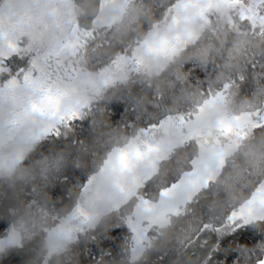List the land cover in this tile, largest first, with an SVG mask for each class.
<instances>
[{"label": "snow or ice", "instance_id": "obj_1", "mask_svg": "<svg viewBox=\"0 0 264 264\" xmlns=\"http://www.w3.org/2000/svg\"><path fill=\"white\" fill-rule=\"evenodd\" d=\"M156 6L158 19L153 20L151 7L145 10L137 0L84 5L76 0H0V105L10 101L15 106L6 121L8 138L23 133L20 149L10 156L0 154V173L14 171L38 144L69 137L75 122L86 117H92L95 130L98 125L111 129L97 102L111 99L120 89L140 83L163 98L161 82L166 80L172 89L188 80L182 70L186 62L216 65L210 53L225 61L218 66V83L210 82L204 90L182 89L171 107L134 135H125L120 127L110 131L103 139L108 150L66 212L49 213L33 199L29 207L36 206L45 221L38 225L17 220L10 208L11 226L0 234V256L25 248L39 227L49 237V247L38 258L50 264L52 254L66 252L69 244L96 242L108 229L102 218L111 215V227L126 224L131 239L115 254L102 249L93 264H105L106 259L141 264L156 234L164 235L174 218L190 214L199 219L194 233L216 237L213 243L204 241L205 251L195 264H218L219 253L231 264H264V85L255 90L252 102L237 109L229 106L237 95V80L246 78L243 68L233 78L234 59L259 52L260 61L252 58L251 64L259 66L264 79V0H157ZM140 18L147 22V31L139 30ZM103 34H110L113 44L118 41L120 50L89 64V45ZM213 39L217 47L205 45ZM16 56L29 57L28 66L11 67ZM81 78L89 87L78 86ZM257 137L258 144H253ZM73 143L89 150L85 141L77 138ZM51 167L58 169L59 159ZM42 179L47 182L46 175ZM32 193L38 195L35 187ZM221 193L226 194L222 204L208 203L207 197ZM201 201L210 209L203 219L193 211ZM245 229L260 231L259 243L222 247L225 238L235 239ZM185 240L192 243L188 236ZM185 240L180 241L181 250Z\"/></svg>", "mask_w": 264, "mask_h": 264}, {"label": "trees", "instance_id": "obj_2", "mask_svg": "<svg viewBox=\"0 0 264 264\" xmlns=\"http://www.w3.org/2000/svg\"><path fill=\"white\" fill-rule=\"evenodd\" d=\"M80 5L94 3V0H76ZM165 3H171L173 0H164ZM137 3H143L145 10L151 7L150 15L153 20L158 19L157 16V0H137ZM87 10V9H85ZM140 31H147V22L140 18L137 21ZM135 27V25H134ZM125 36L124 39H128ZM112 36L110 34H103V37L89 45L90 51L86 54V58L91 63H97L98 59L107 60V53L112 51H119L118 41L116 44L112 43ZM99 43L101 47L96 48L95 52L91 48ZM212 44L217 47L218 44L213 40H205V45ZM193 57L195 53L191 54ZM210 59H214L216 65L209 62L205 66L193 64L188 61L183 66V71L188 73V80L184 84L177 83L172 89L167 88V81L161 82V88L165 91L163 98L157 97L152 88H147L140 83L133 84L128 90L120 89L115 96L111 99L97 102V106L104 109V116L111 127H120L125 130V135L132 136L139 128L146 127L153 122L159 113L165 107L173 105V99L180 97L182 89H192L197 86L201 90L207 89L210 82L218 83V66L222 65L225 61L210 53ZM254 58L257 62L261 57L257 52L254 57L248 55H241L239 58L234 59L231 63L234 67L231 72L234 73V79H237L239 74L238 69L243 68L245 80H237L239 85L236 97L231 101L230 107L233 109L239 108L245 102L253 101V93L255 90L264 85V79H261V70L259 66L253 68L251 59ZM225 72V75H228ZM147 97L145 104L137 106L136 100L139 97ZM160 104V107H157ZM181 106L187 107L186 104ZM76 126L73 133L67 138H52L38 144L28 158L24 161L25 164L34 162L41 159L46 155H52L59 150L68 149L71 153L69 162L62 166L59 172L56 173L52 185L48 189L55 201L54 207L63 209L64 207L71 206L74 200L77 199L76 193L79 186L86 183L88 176L95 170L100 163V159L108 150L104 144L98 145L96 143V132L93 128L92 117H86L83 120L75 122ZM79 139L85 141L89 147L88 151H81L74 140ZM259 137L252 141L253 144H258ZM79 163V167L77 166ZM237 163H242L238 160ZM9 193L0 188V223L4 224L3 230L11 226L10 218L7 213L10 210ZM224 198L207 197L210 204L213 200L217 201L218 206L222 204ZM210 209L205 201L197 204L193 211L196 217L203 219L205 212ZM199 223V219L193 218L192 215H185L181 218H174L173 224L165 231L164 235L156 234L155 244L150 249L145 257L142 259L141 264H195L200 257H202L205 248L202 246L204 241L213 243L216 239L215 235H205L203 233L196 234L192 231ZM151 235V233H150ZM191 238L192 243H188L185 237ZM260 231H251L245 229L235 239L225 238L222 247H228L234 243L243 241L249 247L254 243H259ZM131 232L126 224H121L118 227L108 228L101 236L98 237L96 242L91 240L87 241L84 245H76L73 247L71 253L60 259V264H93V261L99 259L101 250L119 252L125 242L130 241ZM185 240L183 250L180 241ZM25 248L21 250L10 251L3 256H0V264H43V261L38 258L39 245L37 241L31 243L25 242ZM118 259V258H117ZM218 264H231L229 257L224 253H219ZM50 264H55V260L50 261ZM105 264H112L111 259H106Z\"/></svg>", "mask_w": 264, "mask_h": 264}, {"label": "clouds", "instance_id": "obj_3", "mask_svg": "<svg viewBox=\"0 0 264 264\" xmlns=\"http://www.w3.org/2000/svg\"><path fill=\"white\" fill-rule=\"evenodd\" d=\"M33 14L38 15V10L33 9ZM46 22L51 23L50 18L46 20ZM51 35V32L49 33ZM155 84V80L153 81ZM77 84L81 88H87L89 85L86 82L85 78H81L77 81ZM133 86V85H132ZM131 86V87H132ZM137 100L140 101V105L145 104L147 101V97H139ZM136 100V101H137ZM14 104L10 101L3 102L0 105V136L3 137L4 143L0 146V154L3 156H10L14 154L18 149L23 146V133L16 134L13 138H8V129L6 127V121L10 118L13 110ZM107 124V120L105 121ZM116 132V129L112 127L111 129L108 127L97 126L96 132V143L98 145L103 144L104 137L109 132ZM119 135L123 137L124 133L120 132ZM35 148H33L29 153L31 154ZM71 153L68 149L59 150L57 153L52 155H46L41 159H37L32 163L25 164L22 162L17 168L8 173L3 172L0 173V188H3L4 191L8 192L9 195V207L14 208L16 211V219L20 220H35L38 225L44 224L45 221L41 218V215L37 211L36 206L29 207L31 201L36 199L41 207L45 209L47 212H51L53 209L59 211L61 209H57L54 207L55 201L51 196V193L48 191L52 182L55 178L57 172L60 171L62 166L69 162V157ZM54 159H59L60 167L58 169H54L51 167L52 161ZM241 167H244V162L242 161ZM47 168V172H43L42 169ZM47 176V182L42 179V176ZM35 187L37 189L38 195H33L32 188ZM79 193H76V197L78 199ZM217 197L225 198L226 194L221 193ZM70 206L64 207L65 212L68 210ZM9 218V217H8ZM114 216H105L102 218L104 224L107 225L108 228L111 227L112 220ZM50 222V221H49ZM32 241H37L39 245V254H47L49 247V237L40 229L39 227L32 235V237L26 242L31 243ZM73 245L69 244L67 246V251L62 253H53L50 257V261L55 260V264H60V259L69 255L73 249ZM41 261V260H40Z\"/></svg>", "mask_w": 264, "mask_h": 264}, {"label": "rangeland", "instance_id": "obj_4", "mask_svg": "<svg viewBox=\"0 0 264 264\" xmlns=\"http://www.w3.org/2000/svg\"><path fill=\"white\" fill-rule=\"evenodd\" d=\"M28 60H29V57L27 56H23V57L16 56L14 59H11V67H13L16 70L26 68L28 66ZM8 229L3 230L0 234L7 233Z\"/></svg>", "mask_w": 264, "mask_h": 264}]
</instances>
